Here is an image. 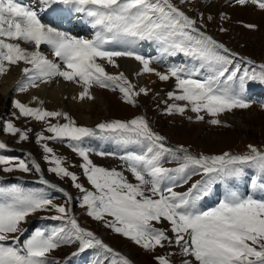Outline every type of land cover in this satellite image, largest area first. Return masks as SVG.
<instances>
[{"label": "snow or ice", "instance_id": "6c2138e0", "mask_svg": "<svg viewBox=\"0 0 264 264\" xmlns=\"http://www.w3.org/2000/svg\"><path fill=\"white\" fill-rule=\"evenodd\" d=\"M232 2L264 9V0ZM203 19L201 14L198 26V20L172 0H0V76L22 63L19 92L62 78L81 86L80 100L94 99L91 90L98 87L118 91L126 103L135 105V97L147 95L148 89L137 90L123 71L113 74L107 70L109 66L119 69L118 60L130 58L142 66L136 72L138 77L152 73L161 81L174 80V90L167 93L174 101L167 108L168 114L191 111L197 121L208 115L212 117L211 124L221 125V114L252 106L253 101L245 94L254 85L264 86V63L258 65V72L255 67L251 71L242 67L245 62L248 66L255 62L245 57L238 62V53L201 30ZM80 21L94 30L91 38L74 34V26ZM142 41L155 42L161 56L140 54L137 46ZM22 44L30 45L32 50ZM42 45L54 59L41 51ZM179 54L198 64H172L165 72L151 67L165 56ZM39 104L40 107H30L15 100L19 115H14L17 120L31 118L46 125L45 131L51 135L38 133L37 143L67 141L68 147L83 159L80 167L94 191L78 183L79 177L63 166V158L48 143L42 144L49 154L45 161L54 165L48 171L71 179L83 193L81 206L86 207L88 216L149 251L174 242L180 249V264H264V151L250 144L248 154L225 151L196 155L183 145H168L167 138L155 132L144 116L101 122L92 128L78 125L67 112L46 110L43 101ZM54 118L57 123L51 122ZM59 119L66 122L60 123ZM3 130L13 136L19 134L20 141L29 140L32 131L22 130L11 120L4 121ZM97 136H111L140 146L138 151L119 156L135 183L124 171L98 166L90 159V150L82 144L85 138ZM7 148L0 142V150ZM171 162L178 166L165 167ZM0 165L5 173H39L40 182L63 193L66 204L73 200L64 188L44 178L40 163L31 154L27 160L0 154ZM248 167L253 169L250 176ZM246 176L251 192L239 190L238 183ZM221 187L223 198L215 207L203 210L200 202ZM178 188L185 190L177 191ZM66 204L55 203L43 189L0 187V264H62L50 254L73 244L76 249L67 259L94 250L96 259L91 264H133L93 231L82 227ZM38 212H55L47 218L61 221V225L50 231L36 228L29 238L21 240L27 231L22 225ZM164 221L170 225L167 230L153 224ZM156 259L158 264H172L165 256Z\"/></svg>", "mask_w": 264, "mask_h": 264}, {"label": "rangeland", "instance_id": "374dc122", "mask_svg": "<svg viewBox=\"0 0 264 264\" xmlns=\"http://www.w3.org/2000/svg\"><path fill=\"white\" fill-rule=\"evenodd\" d=\"M199 1L200 0H189L188 3H181L180 0H172V2L176 4L177 7L186 8L187 11L190 12L191 17L198 20V26L199 18L202 14L204 17L202 22L204 26L201 27V30L205 31L208 35L213 36L214 39L217 38L221 40V43H224L232 52L238 53L239 56L236 57V60H240V57H245L248 59H252L254 62L262 60L260 62L264 63V9H260L258 5L248 4L243 7H253L250 11H240V13L236 14L232 13L233 11H224V13L221 14V10H219V12L215 9L211 11L199 9ZM209 15L213 17L212 20L207 19ZM248 24L256 25L257 27L254 29L245 27V25ZM83 34L86 38H90L88 37V34H85V32H83ZM142 42L139 43L137 48L141 46ZM185 58L187 60L175 61L172 64H184L189 67L193 66L194 64H198L197 61H194L190 57ZM172 64L167 63V66H160V69L165 72L167 67ZM247 66L248 65L246 64V62L242 64V67ZM253 66H257V64L255 63ZM248 68L249 70L251 69V67ZM129 80L134 83L132 78H129ZM134 84L137 86V90L140 87H143L136 83ZM1 86L2 85L0 84V88ZM99 89L108 93L107 98L108 100H110L112 106L110 109V113L108 115H106L105 113L104 115L100 114L99 117L102 119L97 121L93 125L85 124L82 120L77 118L78 113H75V111L70 108L67 102L68 98H65V106L63 105L53 111L67 112L77 122L78 125L92 128L101 122H110L112 120L129 121L138 116H144L155 132L167 138L168 145L173 147L183 145L187 147L190 152L196 155L201 153L205 155H219L225 151L231 152L233 154H248V145L250 144L256 146L261 151H264V86L254 85L251 88L250 92H246L245 95L253 101L250 108L235 109L232 112L221 114V116L219 117L222 120L221 125L211 124L209 121L212 119V117L208 115H205V119L203 121H197L195 118L196 114L192 113L191 111H186L183 115L179 113L168 114L167 108L169 105L174 103V101L168 98L167 93L174 90V80L161 81L158 79L154 86L150 90L148 89L147 95L141 94L140 96L135 97V105L126 103L124 101L123 95L118 91L113 92L110 89ZM17 96L19 97V94H17L15 98L10 99L6 103L4 102L3 95L0 89V141L6 143L8 146L6 150H0V154L10 156L20 154L26 160L29 158V154H31V158L40 163L41 168L44 169V171L49 173L57 181L67 185L68 189H71L73 193L71 196L73 197V201L75 202L73 204L74 209H70L72 207L71 203L69 202L66 204V198H64L62 194V198L60 199L56 196L53 197L54 190H52V192H50V190H47V194L49 195V197L53 198L54 202L57 204H66L70 211H73L75 214H77L79 220H81V222L83 223L82 225H84L86 229L93 231L94 234L99 238L101 237L103 241H108L104 242L112 247L114 251L119 252L121 255L130 258L131 260H134L136 264H158V261L156 259V257L158 256H165L170 258L172 264H180V249L175 245L174 242L172 245L166 244V246L163 248L157 247L154 250L149 251L135 244L131 239L116 233L112 228L105 226L103 221H97L93 217L87 215L86 207L81 206L83 193L80 192L79 189L75 188L74 183L71 181V179L68 177L61 178L55 173L48 171V169L53 167L54 165H51L47 161H45L44 157L49 154L44 152L42 144L45 142L48 143L49 147H52L54 149L55 154L63 158V166L67 167L69 171L74 172L79 177V180L77 181L78 183H82L85 188L94 191L92 185L83 175V169L80 167V165L83 164V159L78 155V153L73 152L72 149L68 147L67 141H44L37 143L36 135L38 133L44 132V135L46 136L51 134L45 131L46 125L43 122L35 121L31 118L25 117H20V119L18 120L16 119L14 113L16 115H19V111L14 107V101H20V97L18 98ZM20 102L27 104L22 100ZM175 103H179L182 105L184 102ZM7 104L8 106L5 107ZM27 105L30 106V104ZM30 107L38 106L32 105ZM64 107L67 108L65 109ZM79 108L81 111L84 109L80 105ZM96 113L98 114L99 112ZM92 114H94L93 111ZM229 116L240 117L241 125L235 123L229 118ZM189 117H192V119L190 120ZM7 120H11L17 127L21 128L24 131L32 129V131L29 133V140L20 141L19 134L13 136L4 131L3 124L4 121ZM51 122L57 123L58 120L54 118L51 120ZM59 122L64 123L66 121H64L63 119H59ZM89 138H85L82 146L90 150V159H92L96 165L108 169L115 168L113 163L110 162L109 158L111 157L124 165V167H126L127 169V166L123 163L122 160L119 159V156L121 155L117 153V150L110 151L108 149L109 152L104 150L101 151L102 148L98 149L97 147H93V142H89ZM100 138H102L103 146H105V144L107 143L112 144L113 142L117 141L119 145H121L124 149H127V152L138 151L140 148V146L136 144H125L115 137L100 136ZM121 146L118 148L121 149ZM16 150H19L21 152L17 151L18 153H15ZM99 152L110 153V155L101 156L97 154ZM176 166L178 165L175 162L165 164V167ZM2 168L3 166L0 165V176L3 178H11L10 180H12V184H10V186H19L26 191H37L43 189L35 183H33L34 186H28L24 179V181H17L16 179H13V176L24 172L16 171L12 173H5L2 171ZM115 169L120 171L117 168ZM247 172L250 176L253 172V169L248 167ZM25 174H27V178H37L39 176V173L34 172ZM124 175L127 176L130 182H136L135 178L130 172H125ZM194 179H199V177H194ZM238 186L239 190L242 192H251L250 183L247 176L239 181ZM0 187L11 188L6 187L2 183H0ZM186 187L187 186H185V188ZM185 188H178L176 190L183 191L185 190ZM223 191L224 190L221 187L213 194H211L212 196L209 195L211 197L208 196L209 205L205 210L215 207L218 204V202L215 204L211 203V200H214V198L212 197L214 194H222V196L216 197V200L219 198H223ZM54 195H56V193ZM206 199L207 197L200 202L201 208ZM55 214V212H38L35 215L30 216L28 218L29 222L22 225L23 228L27 229V231L24 233L25 236H23V240L29 238L30 235L34 233L36 228H47L50 231L52 228L60 226L61 221L51 219V222H48L50 218L47 217ZM106 219L112 220L113 218L106 217ZM44 221H46L45 225L42 224ZM153 224L157 228H163L165 230L170 228V225L167 221H164L160 224H156V222H153ZM31 226L33 227L31 228ZM30 228L33 231L30 230ZM167 234L169 236H173L170 231H168ZM75 248V244L62 246L61 248L54 250L50 255L53 259L60 260L62 262L63 260H65V258L67 260L70 254L75 251ZM127 250L129 251V253H127ZM72 257V260L68 259V264H91V262L96 259L94 251L93 254L91 252H87L85 257L83 255L82 259L76 260L75 263H73V261L76 259V257ZM184 259H191V257H184Z\"/></svg>", "mask_w": 264, "mask_h": 264}, {"label": "bare ground", "instance_id": "6f19581e", "mask_svg": "<svg viewBox=\"0 0 264 264\" xmlns=\"http://www.w3.org/2000/svg\"><path fill=\"white\" fill-rule=\"evenodd\" d=\"M252 8L237 5L234 2H232V0H200L199 1V9L210 10V11L214 9L217 11L221 10V14L224 13V11L226 12L233 11L232 13L236 14V13H240V11L243 12L246 10L250 11ZM82 32H85L86 34L90 33V35H88V37L90 38L94 35V30L91 29L84 22L80 21L76 23L74 26V34L78 36H82L81 34ZM22 47H26L29 48V50H32L31 46L27 44H22ZM137 50L140 52V54H143L146 57L161 56V53L159 52V46L155 42L144 41L141 43V46L137 48ZM41 51L44 52L45 55L49 54L48 55L49 58L54 59V57L51 56L49 49H47L45 46L43 45L41 46ZM185 60L187 59L182 54L177 55L175 57L165 56L161 62L158 63L154 62L151 65V67L155 68L157 71L163 72L160 68L163 67L164 65L167 66V63L172 64L175 61H185ZM118 63L120 64L119 69L109 66L107 70L113 74H116L118 71H123L129 78L133 79L134 83L143 86L149 90L154 86L156 81L159 79L156 75L150 73H145L138 77L136 75V72L140 71L142 66L139 64L138 61H135L134 59L120 58L118 60ZM23 66L24 65L22 63L20 66H12L7 74L0 76V84L2 85L0 89L3 95L4 102L7 103V101H9L12 98H15L16 95L19 94L20 98L18 96L17 97L20 99V101L22 100L27 104H30V106L33 105L38 107L41 106L39 104V101H43L42 107L44 108L46 107L47 110L49 109L50 111H53L63 106L65 104V98H68L67 102L70 108L73 111H75V113H78L77 118H79L85 124L88 125H93L97 121L101 120L102 118L99 117L100 114L104 115L105 113L106 115H108L110 113V109L112 105L110 100H108L107 98L108 93L106 91H102L98 87H93L91 91L95 98L91 100L89 99L80 100L79 93L80 91H82L81 86L74 84L72 82L64 81L62 78H56L51 83L41 84L39 88H30L26 92H19L17 90V86H18V81L22 79L21 69ZM34 97H38V100H34L33 99ZM79 105L84 108L82 111L80 110ZM92 111L94 112V114H92ZM96 112L99 113L97 114ZM229 118L238 125H241L240 117L229 116ZM109 159L110 162L113 163L115 168L119 169L120 171H124V173L128 172L126 170V167H124V165H122L121 163H119L118 161H116L111 157ZM127 253H129L128 250Z\"/></svg>", "mask_w": 264, "mask_h": 264}, {"label": "trees", "instance_id": "16d2710c", "mask_svg": "<svg viewBox=\"0 0 264 264\" xmlns=\"http://www.w3.org/2000/svg\"><path fill=\"white\" fill-rule=\"evenodd\" d=\"M260 61H262V60H260ZM260 61H258V62H260ZM260 69H259V67L256 69V71L258 72Z\"/></svg>", "mask_w": 264, "mask_h": 264}, {"label": "flooded vegetation", "instance_id": "af4514ba", "mask_svg": "<svg viewBox=\"0 0 264 264\" xmlns=\"http://www.w3.org/2000/svg\"><path fill=\"white\" fill-rule=\"evenodd\" d=\"M68 192L72 195V192L68 190Z\"/></svg>", "mask_w": 264, "mask_h": 264}, {"label": "water", "instance_id": "95a60500", "mask_svg": "<svg viewBox=\"0 0 264 264\" xmlns=\"http://www.w3.org/2000/svg\"><path fill=\"white\" fill-rule=\"evenodd\" d=\"M9 104V103H8ZM8 104L5 106V107H7L8 106ZM6 112V111H5Z\"/></svg>", "mask_w": 264, "mask_h": 264}]
</instances>
